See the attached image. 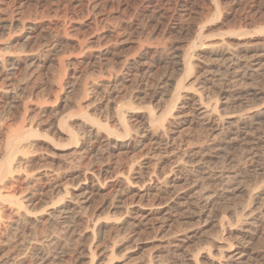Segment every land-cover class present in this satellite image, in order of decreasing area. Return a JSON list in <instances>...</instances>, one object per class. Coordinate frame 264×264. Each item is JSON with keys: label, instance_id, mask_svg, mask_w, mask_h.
<instances>
[{"label": "rangeland", "instance_id": "obj_1", "mask_svg": "<svg viewBox=\"0 0 264 264\" xmlns=\"http://www.w3.org/2000/svg\"><path fill=\"white\" fill-rule=\"evenodd\" d=\"M0 264H264V0H0Z\"/></svg>", "mask_w": 264, "mask_h": 264}, {"label": "bare ground", "instance_id": "obj_2", "mask_svg": "<svg viewBox=\"0 0 264 264\" xmlns=\"http://www.w3.org/2000/svg\"><path fill=\"white\" fill-rule=\"evenodd\" d=\"M179 27H180V26H179ZM179 30H180V29H179ZM260 32H262V30H261ZM239 35H240V34H239ZM239 35H238V36H239ZM186 64H188V69L191 70V69H192V68H191V65H190L188 62H187ZM119 106H120V105H119ZM121 106H122V105H121ZM123 106H124V104H123ZM126 109H127V108H126ZM120 114H121V115H120V117H121V124H122V125L124 126V128L127 130V126H126L127 124H125V122H124V120H126V119H124V116H123L124 114H123L122 112H120ZM154 117H155V116H154ZM154 117H153V115H152V119H154V122H156L157 119H155ZM88 120L91 121L92 118H89ZM99 126H100V125H99ZM105 126H108V125H105ZM101 128H102V127H101ZM108 130H109V129H108ZM128 130H129V129H128ZM128 130H127V131H128ZM24 131H25V130H24ZM111 131H112V130H111ZM113 131H114V130H113ZM22 132H23V131H22ZM20 133H21V132H20ZM23 133H24V132H23ZM127 133H129V132H127ZM30 134H32V133H30ZM27 135H29V134H27ZM119 135H120V134H119ZM13 136H14V135H13ZM13 136H12V137H13ZM116 136H117V135H116ZM122 136H123V135H122ZM122 136L120 135V137H122ZM128 136H129V135H128ZM27 137H28V139H29V136H27ZM30 137H31V135H30ZM24 138H25V137H24ZM25 139H27V138H25ZM25 139H24V140H25ZM19 140H21V139H19ZM22 140H23V139H22ZM17 141H18V140H17ZM22 142H23V141H21V143H22ZM15 143H16V142H15ZM18 145H19V144H18ZM14 149H15V151L17 150L16 147H15ZM17 151H18V150H17ZM9 170H10V169H9ZM8 172H10V171H8ZM16 203H17V202H16ZM17 204H18L19 206H21V204H19V203H17Z\"/></svg>", "mask_w": 264, "mask_h": 264}]
</instances>
